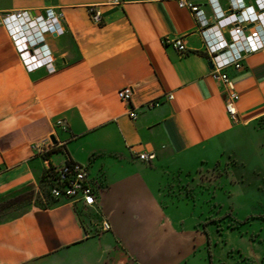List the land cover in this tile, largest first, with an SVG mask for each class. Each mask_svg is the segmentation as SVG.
Returning <instances> with one entry per match:
<instances>
[{
	"label": "crops",
	"instance_id": "1",
	"mask_svg": "<svg viewBox=\"0 0 264 264\" xmlns=\"http://www.w3.org/2000/svg\"><path fill=\"white\" fill-rule=\"evenodd\" d=\"M194 1L212 16L207 0ZM50 7L65 14L64 29L47 36L54 72H27L0 26V201L34 193L0 221V264H239L227 227L207 223L194 197L170 185L220 160L264 115V52L227 70L240 95L235 122L194 16L178 1L0 0V18ZM179 37L186 52L165 43ZM124 87L133 89L131 103L120 98ZM154 99L160 105L148 107ZM132 150L157 157L145 162ZM69 159L87 167L94 206L37 201L48 170Z\"/></svg>",
	"mask_w": 264,
	"mask_h": 264
},
{
	"label": "built area",
	"instance_id": "2",
	"mask_svg": "<svg viewBox=\"0 0 264 264\" xmlns=\"http://www.w3.org/2000/svg\"><path fill=\"white\" fill-rule=\"evenodd\" d=\"M123 0H110L112 4H119ZM180 7L187 8L193 14L198 30L205 43V52L212 63L211 76L226 87V110L230 118L238 122V101L240 95L228 73V68L235 70L243 68L246 55L264 52V0H229L227 8H223L218 0H207L212 8V16H208L202 6L194 0H176ZM90 14L93 22L102 23V13L91 6ZM65 14L61 9L53 7L44 9V14H32L30 10L6 12L0 18V26L8 33L18 54L21 64L27 72L45 68L54 72V55L47 43V36L56 34L64 29ZM229 22L224 28L225 20ZM167 45L173 46L180 52H186V45L182 37L165 39ZM120 98L131 103L132 87H124L119 91ZM172 100V93L166 94ZM161 101L154 99L146 103L150 108L159 106ZM132 119H137V110H129ZM57 125L67 129L63 119L57 120ZM132 153L142 161L149 162L156 159L155 152ZM58 174L56 184L50 187V193L55 199H68L75 205L94 206L97 202L96 191L88 177L85 165L74 163L64 164L56 168ZM104 231H110L112 224L108 220L102 223Z\"/></svg>",
	"mask_w": 264,
	"mask_h": 264
},
{
	"label": "rangeland",
	"instance_id": "3",
	"mask_svg": "<svg viewBox=\"0 0 264 264\" xmlns=\"http://www.w3.org/2000/svg\"><path fill=\"white\" fill-rule=\"evenodd\" d=\"M170 187L194 197L198 207L205 210L207 223L227 227L229 241L240 244L229 250L234 261L264 264V115L241 132L236 145L220 160L202 164L193 172L176 174ZM43 196L47 204L53 203L46 189ZM30 197L29 192L24 201ZM37 201L44 204L39 197ZM14 206L0 201V221Z\"/></svg>",
	"mask_w": 264,
	"mask_h": 264
},
{
	"label": "trees",
	"instance_id": "4",
	"mask_svg": "<svg viewBox=\"0 0 264 264\" xmlns=\"http://www.w3.org/2000/svg\"><path fill=\"white\" fill-rule=\"evenodd\" d=\"M67 163H68V164H74L75 162H73L71 159H69V160L67 161ZM55 169H56V168H54V167L50 168V169L48 170V172L46 173V176L44 177V179H45V183H46V184H45V185H46L45 189H46L47 193L50 195V197L53 199V203L59 200V199H55V198L51 195V193H50V187L56 184L55 179H56L57 176H58V174L55 172ZM28 193H29V192L22 193V194H20V195H16V196H14V197H12V198H10V199H8V200H5V201H4V205H6V206H11V205H16V204H18V203H20V202H23V201H24V197H25ZM30 194L32 195V197L34 196V193H33V192H30ZM32 197H30V198H32ZM43 198H44V201H43L44 204H45V205H49V204H47V199L45 198V196H43ZM247 218H249V217H247Z\"/></svg>",
	"mask_w": 264,
	"mask_h": 264
},
{
	"label": "water",
	"instance_id": "5",
	"mask_svg": "<svg viewBox=\"0 0 264 264\" xmlns=\"http://www.w3.org/2000/svg\"><path fill=\"white\" fill-rule=\"evenodd\" d=\"M210 66L212 67V63H210ZM53 141L56 143V140L54 139V137H53Z\"/></svg>",
	"mask_w": 264,
	"mask_h": 264
}]
</instances>
